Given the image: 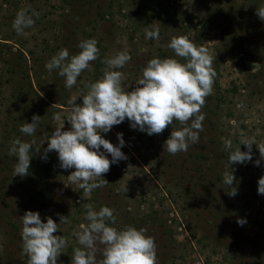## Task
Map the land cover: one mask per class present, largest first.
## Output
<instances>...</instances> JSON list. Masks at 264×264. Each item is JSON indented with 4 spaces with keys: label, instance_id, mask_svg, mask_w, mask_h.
<instances>
[{
    "label": "rangeland",
    "instance_id": "obj_1",
    "mask_svg": "<svg viewBox=\"0 0 264 264\" xmlns=\"http://www.w3.org/2000/svg\"><path fill=\"white\" fill-rule=\"evenodd\" d=\"M260 6L264 0H0V264H27L20 216L28 210L39 212L44 222L51 216L59 223L57 213L68 216L69 223L60 224L54 235L67 240L57 264H71L73 250L81 247L74 232L88 223L85 203L96 211L113 209L116 223L110 226L118 230L145 229L154 238L157 264H264V195L258 194L264 160L255 165L260 156L253 145L252 161L231 165L224 149L226 139L232 140L233 150L238 147L241 133L264 143ZM21 9L39 13L26 36L12 27ZM152 23L159 27L158 40L145 36ZM181 35L209 49L216 71L213 92L201 109L205 119L199 142L172 155L163 151L171 125L149 136L125 119L101 135L118 146L117 133H122L127 159L112 164L99 178L109 183L83 199V190L67 179L74 169H62L56 152L42 158L43 139L63 123L62 130L70 129L67 102L76 96L82 104L86 85L102 77L105 58L121 51L131 56L116 69L124 73L122 87L131 91L150 59L184 62L167 47ZM86 39L97 41L98 58L68 89L58 70L48 71L45 65L61 49L77 54ZM34 114L41 117L36 132L21 133V125L31 123ZM14 138L35 142L24 177H13L17 158L8 153ZM240 148L247 151L245 145ZM225 172L235 176L234 197L226 194L231 189L223 182ZM240 219L246 222L240 225ZM96 258H103L99 251Z\"/></svg>",
    "mask_w": 264,
    "mask_h": 264
},
{
    "label": "clouds",
    "instance_id": "obj_2",
    "mask_svg": "<svg viewBox=\"0 0 264 264\" xmlns=\"http://www.w3.org/2000/svg\"><path fill=\"white\" fill-rule=\"evenodd\" d=\"M256 14L264 21V6L258 7ZM34 16H39L34 10L31 15L27 9L17 12L12 27L18 35H27L25 29L34 26ZM144 31L146 38L159 39V27L153 23ZM167 47L184 62L174 57L150 59L131 91L122 87L124 73L116 70L122 69L131 56L121 51L105 58L102 61L106 65L103 75L86 85L88 90L80 97L82 104L77 103L76 96L67 102L66 119L70 129L62 130L63 123L62 127H56L43 139L42 144L47 141V148L42 158L46 160L47 153L56 152L62 169H74L67 179L83 190V199L89 198L93 190L109 183L99 178L109 172L112 164L127 159L121 151L125 145L122 133H117L118 146L101 135L125 119L130 122L132 129L146 132L149 136L162 134L171 125L170 136L163 142V151L172 155L186 152L189 144L199 142L205 119L201 109L206 97L213 92L216 77L213 57L207 47H198L183 35L173 36ZM78 48L80 51L71 56L68 49L59 50L45 65L48 71L58 70V74L65 78V87L68 89L77 83V78L84 70L91 71L90 62L95 61L99 54L95 39L81 41ZM54 119L59 120L61 117L55 115ZM40 121L41 117L34 114L32 122L23 123L19 131L32 136ZM34 143L19 138L10 141L8 154L17 158L13 177L28 175ZM240 145H245L247 151H241ZM253 145L259 150L260 159L255 161V165L259 166L264 160V143H257L254 138H247L241 133L239 145L233 150L232 140H224L229 163L252 161ZM234 180L233 173H224L223 182L231 189L226 192L230 197L237 195V188L233 187ZM258 194L264 195V175L258 179ZM83 207L87 209L85 219L88 223L80 224V230L74 232L81 247L73 250L71 264H157L154 238L147 236L145 229L126 226L118 230L110 226L116 223L113 209L102 206L96 211L88 203ZM57 215L59 223L51 216L46 217L44 222L39 212L31 210L20 216L22 249L28 257L27 264H57L67 240L54 233L59 231L60 224L69 223L68 216ZM245 222L243 219L237 221L240 225ZM98 244L103 245V248H98ZM98 251L103 257L99 261L96 258Z\"/></svg>",
    "mask_w": 264,
    "mask_h": 264
}]
</instances>
